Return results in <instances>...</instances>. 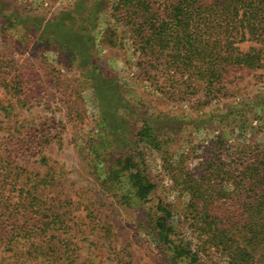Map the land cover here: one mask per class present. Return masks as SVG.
I'll return each mask as SVG.
<instances>
[{
  "label": "rangeland",
  "instance_id": "1",
  "mask_svg": "<svg viewBox=\"0 0 264 264\" xmlns=\"http://www.w3.org/2000/svg\"><path fill=\"white\" fill-rule=\"evenodd\" d=\"M79 1L0 0V192L11 200L17 195L8 192L15 172L49 174L39 196L65 215L69 227L56 232L49 263L48 255L33 251L29 235L7 246L1 232L7 216H0V264L176 263L152 229L160 203L172 212L174 239L189 243L200 264H231L220 248L206 243L191 208L192 188L207 178L204 194L214 198L205 205L212 212L214 204L212 215L220 216L217 202L229 205L233 198L226 175L232 152L252 142L264 151V68L231 73L218 98L208 97L197 79L187 94L180 87L171 95L167 59L141 63L130 28L114 21L119 0L84 4L81 16H93L91 30L77 37L88 55L83 59L56 39V25L37 28ZM239 47L264 53L256 43ZM9 105L13 109L4 112ZM146 124L159 133L154 144L140 135ZM95 148L106 158L132 154L155 185L146 202L110 189L118 186L107 182L105 165L93 158ZM122 182L124 176L117 185ZM238 215L226 223L243 226L248 213ZM255 254L259 260L249 264H264V251Z\"/></svg>",
  "mask_w": 264,
  "mask_h": 264
},
{
  "label": "trees",
  "instance_id": "2",
  "mask_svg": "<svg viewBox=\"0 0 264 264\" xmlns=\"http://www.w3.org/2000/svg\"><path fill=\"white\" fill-rule=\"evenodd\" d=\"M87 2L79 1L70 11L61 13L46 25L37 24L43 32L56 25V39H64L66 50L82 59L88 55L77 37L91 30L88 18L93 16L92 11L85 12L86 17L81 16ZM112 17L116 23H124L130 28V39L141 63L151 64L159 57L167 59L165 65L171 70V95L179 93L180 87H186L181 91L187 94L188 87L197 79L205 85L208 97L218 98L223 95L224 84L231 73L264 68L261 49L250 48L243 52L239 47L246 42L264 46V0H119ZM2 81L4 79L0 77V88L4 85ZM6 87L3 88L6 90ZM16 93L12 92V95H20ZM11 109L12 105L2 107L6 113ZM158 134L150 124L144 125L140 133L143 141L151 144H154ZM257 145L252 142L243 152L238 149L232 152L231 170H227L226 175L233 185V198L229 205L217 202L219 207L215 209L224 217L212 215L214 204L212 212L210 204L205 205L208 199L214 198L204 194L208 189L202 185L207 178L202 177L204 181L192 188V197L196 201L191 202V208L196 211L200 229L208 236L206 243L220 248L231 264L256 263L259 257L255 253L264 251V151L259 150ZM98 150L95 148L92 151L94 160L99 167L105 165L107 182L118 186L112 185L110 189L146 202L155 185L139 169L132 154L117 158L107 155L106 158ZM48 176L40 178L34 173H13L14 181L8 192H16L17 195L11 202V197H5L0 192V216H7V221L2 223L7 222L8 227L1 230L4 231V242L8 239L7 246L12 245L13 238L29 235L33 237V251L48 255L50 263L51 250L56 254V232H66L69 227L65 215L58 213L52 205L47 207L49 202L39 196L40 186L50 182ZM123 176L125 183L117 185ZM157 211L152 229L163 243L162 247L173 254L176 262L173 264H200L198 253L191 249L189 243L174 239L176 231L170 209L160 203ZM238 211L248 213L243 217L246 221L241 219L244 225L240 222L226 223L239 218ZM238 233L242 235L241 239H237ZM35 238L39 240L35 241Z\"/></svg>",
  "mask_w": 264,
  "mask_h": 264
}]
</instances>
